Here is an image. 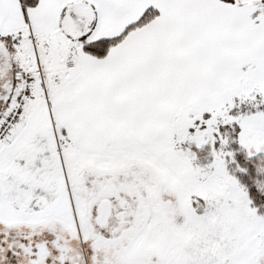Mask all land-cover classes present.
<instances>
[{"label":"snow or ice","instance_id":"snow-or-ice-1","mask_svg":"<svg viewBox=\"0 0 264 264\" xmlns=\"http://www.w3.org/2000/svg\"><path fill=\"white\" fill-rule=\"evenodd\" d=\"M0 264H264V0H0Z\"/></svg>","mask_w":264,"mask_h":264}]
</instances>
